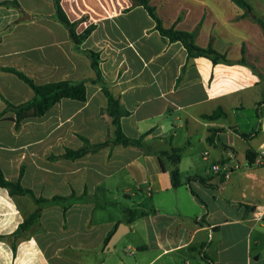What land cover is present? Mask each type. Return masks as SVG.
Masks as SVG:
<instances>
[{
    "label": "crops",
    "instance_id": "obj_1",
    "mask_svg": "<svg viewBox=\"0 0 264 264\" xmlns=\"http://www.w3.org/2000/svg\"><path fill=\"white\" fill-rule=\"evenodd\" d=\"M151 3L166 28L193 31L201 24L200 47L213 38L215 49L237 62L245 46L255 71L189 58L134 0H61L78 33L96 26L81 48L100 54L111 92L130 113L120 120L122 131L143 136L142 147L47 159L81 148V136L94 144L114 136L112 118L102 113L107 98L91 83L85 102L63 99L42 117L25 119L19 130L0 120L5 178L20 179L37 198L69 199L44 205L35 223L14 238L37 206L0 188V264H264V35L255 22L239 18L241 9L230 0ZM54 16L53 0H0V113L5 100L19 105L34 97L3 68L22 71L39 85L94 77L90 60ZM218 109L226 116L204 117ZM175 150L178 187L171 177ZM126 210L136 213L131 224ZM121 224L129 231L110 250ZM129 234L133 243L120 246ZM120 251L129 255L119 258ZM195 253L203 260L189 258Z\"/></svg>",
    "mask_w": 264,
    "mask_h": 264
},
{
    "label": "trees",
    "instance_id": "obj_2",
    "mask_svg": "<svg viewBox=\"0 0 264 264\" xmlns=\"http://www.w3.org/2000/svg\"><path fill=\"white\" fill-rule=\"evenodd\" d=\"M230 1L244 11V14L242 15L243 17L253 13V6L249 3L248 0ZM151 2L152 0H134L135 4L142 6L147 11V13L155 22V29L162 36L168 38L171 42H180L183 44L189 58L206 57L211 60L212 63L215 65H232L234 63H237L249 66L252 68V70L255 71V69L247 62L245 58L246 48L244 46H242L241 48L242 58L237 62L231 61L230 59H228L227 54L221 53L216 50L213 45V38L210 40L207 47H200L196 44V37L198 35V31L200 30L201 24H199L193 31L176 29L175 26L166 28L163 24L162 19L158 16L156 12V7L152 5ZM10 3L14 2H3L2 4ZM53 3L55 8V16L53 17V19L58 23L62 24L68 30L70 38L74 43L75 50L78 53L85 55L90 60L91 67L94 72V77L81 81L64 80L39 85L36 84L30 77H28L22 71H19L14 68H3V71L14 74L19 79L24 81L28 86H30V88L34 92V97L31 100L19 105H14L9 101L5 100L6 109L0 113V120L6 119L13 121L15 123L16 130H19L22 125V122L25 119L42 117L50 108H52L54 105H56L63 99H71L79 102H85L87 99V84L91 83L100 86L103 94L107 98L108 104L107 107L102 111V113L112 118V123L115 126L114 136L104 142L96 144L90 142L86 137L81 136L80 138L83 142V146L81 148L77 150L67 149L64 154L58 156L50 155L47 156V159L76 160L87 155L97 153L107 147L122 146L141 148L143 136L138 139H133L127 137L122 131L120 120L122 117L128 116L130 113L124 108L120 97L116 96L114 93L111 92L110 86L106 81L101 70L102 60L100 54L92 50H84L81 48L83 42L91 35L96 26L92 24L87 27L83 32L78 33L76 30L78 23L73 22L68 18L67 14L62 8L61 0H53ZM179 19H181V16L179 17ZM254 21L259 24L264 35V18L256 16ZM8 112H12L14 116H6ZM225 116L226 114L223 112V110L218 109L212 114L205 115L204 117L206 119L214 120ZM244 136L247 137V135L245 134ZM178 153L179 150H175L174 154L171 156V177L174 187H178L180 184V156ZM248 158L250 160V163H254L255 157H251L250 153L248 154ZM20 175H23V166L21 168ZM201 181L204 182L203 179H201ZM0 188L6 189L11 196H27L31 198L37 206L34 212L26 218L24 223L13 234L14 238L21 235L22 231L29 229L35 223V221L40 217V213L44 205L55 202H66L69 200L68 198L62 197H55L52 199L37 198L31 189L26 188L21 184L20 179L17 181H8L5 178L1 168ZM125 213L128 216L127 223H133L136 218V213L133 210H126Z\"/></svg>",
    "mask_w": 264,
    "mask_h": 264
},
{
    "label": "rangeland",
    "instance_id": "obj_3",
    "mask_svg": "<svg viewBox=\"0 0 264 264\" xmlns=\"http://www.w3.org/2000/svg\"><path fill=\"white\" fill-rule=\"evenodd\" d=\"M259 1H260V4H258V6H256V7H253V13H251L249 15H246L245 17L242 16L244 14V11L241 9L242 13H241V15H239V18L243 17L242 19H245L247 21H253V22H255L254 19L256 18V16L264 18V0H259ZM256 24L259 26L258 23H256ZM260 29H261V27H260ZM261 31H262V29H261ZM263 40H264V37H263ZM263 46H264V43H263ZM262 50L264 52V48ZM126 203H128V201ZM116 212H117V216L123 218L124 215H123V212H122L121 208H119V209L116 208L115 209V215H116ZM134 236L135 235L129 234L128 236L124 237V239L120 243V246H122V245L127 246L128 244H132L133 240L135 238ZM255 253H256V250H255L254 247H252V255H255ZM126 255H129V253H125V252H122V251H120L118 253L119 258H126ZM189 258H197L198 260H203L202 259L203 257L200 256L198 253L192 254V256L189 257ZM254 258H257V255L254 256ZM192 261L194 262V260H192Z\"/></svg>",
    "mask_w": 264,
    "mask_h": 264
},
{
    "label": "water",
    "instance_id": "obj_4",
    "mask_svg": "<svg viewBox=\"0 0 264 264\" xmlns=\"http://www.w3.org/2000/svg\"><path fill=\"white\" fill-rule=\"evenodd\" d=\"M124 229H128V226L125 224H121L118 229L116 230V232L113 234L112 238L110 239L109 243H108V248L110 250L113 249L114 245L116 244V242L119 240V238L124 234Z\"/></svg>",
    "mask_w": 264,
    "mask_h": 264
},
{
    "label": "built area",
    "instance_id": "obj_5",
    "mask_svg": "<svg viewBox=\"0 0 264 264\" xmlns=\"http://www.w3.org/2000/svg\"><path fill=\"white\" fill-rule=\"evenodd\" d=\"M259 164H264V151L261 152V160H259ZM219 168H220V167H219L218 165H214V166H213V170H215V171H218ZM256 218L259 219L258 216H256Z\"/></svg>",
    "mask_w": 264,
    "mask_h": 264
}]
</instances>
